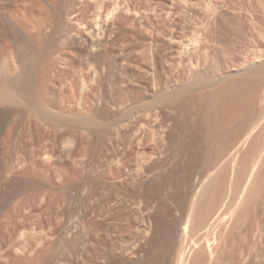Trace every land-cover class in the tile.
Here are the masks:
<instances>
[{
    "label": "rangeland",
    "instance_id": "1",
    "mask_svg": "<svg viewBox=\"0 0 264 264\" xmlns=\"http://www.w3.org/2000/svg\"><path fill=\"white\" fill-rule=\"evenodd\" d=\"M0 46L34 87L0 106V264H195L214 232L264 264V162L244 201L246 148L215 166L264 116V0H0Z\"/></svg>",
    "mask_w": 264,
    "mask_h": 264
},
{
    "label": "bare ground",
    "instance_id": "2",
    "mask_svg": "<svg viewBox=\"0 0 264 264\" xmlns=\"http://www.w3.org/2000/svg\"><path fill=\"white\" fill-rule=\"evenodd\" d=\"M3 50L2 47L0 46V51ZM25 72V66L24 64H22V62H18L16 65L13 64V65H8L6 64V62H2L0 63V106L2 105H5V104H17V103H20L23 99H25L27 93L29 92V90H31V92L33 93V89L34 87L31 86V89H30V85H29V81H25L24 78L22 79V82L25 83V85L23 84L22 86H19L17 81L19 80V77H24L23 76V73ZM20 81V80H19ZM172 85V84H171ZM209 85V84H208ZM207 86V85H206ZM212 86V85H211ZM171 87V86H169ZM210 87V86H209ZM208 87V88H209ZM35 91H36V94H34V100H35V103L34 105H36V107H34V105H32L31 107L34 108L36 110V112L40 115L41 118L47 120L48 119H53V117L55 116H51L49 115L46 111L47 109L43 107V104L44 103V99L42 98L41 94H40V91L38 88L35 87ZM215 91V90H214ZM209 92H212V91H209ZM213 93V92H212ZM211 93V94H212ZM215 93H217V91H215ZM209 94V93H208ZM36 95V96H35ZM172 96V94H171ZM207 96V95H206ZM208 96H211V95H208ZM217 96V95H216ZM202 97V96H201ZM204 98V97H202ZM217 98V97H216ZM201 99V98H200ZM205 99V98H204ZM208 99V98H207ZM170 100V99H169ZM202 101V100H201ZM200 101V102H201ZM214 102V100L211 99L210 102ZM218 101V100H217ZM219 102V101H218ZM205 103V102H204ZM209 104V103H208ZM207 104V105H208ZM216 104V101L214 103V105ZM205 105V104H204ZM212 106V103L210 104ZM209 105V106H210ZM39 106L41 108H39ZM206 106V105H205ZM28 107H30V105H28ZM207 107V106H206ZM205 107V108H206ZM217 108V107H216ZM201 109V108H200ZM213 109V107L211 108ZM207 110V109H206ZM230 110V109H229ZM5 114H9L10 113V110L8 109H5L4 110ZM201 112V111H200ZM199 112V113H200ZM203 112V111H202ZM204 112H205V109H204ZM214 112V111H213ZM216 112V111H215ZM206 113V112H205ZM204 113V114H205ZM207 115V113H206ZM212 115V114H211ZM127 117V113L124 111L123 113H121L117 119H120V120H124L126 119ZM260 117V116H259ZM257 117V118H259ZM203 118V117H202ZM264 118V116L260 117L259 119L262 121V119ZM205 119V118H204ZM210 119V118H209ZM260 120L257 121L256 119V123L253 127H251V129H249L248 131H246L245 133H243L242 135H240L238 138H236V140H234L232 143H228L229 145L227 146V144H225V146H223V149L222 151H220L221 155L219 156V158H217L219 160V163L218 165H215V166H220L219 164H224L225 162H228L231 164L232 162V172H231V178L233 176V170H234V163H235V160L237 155L240 154L239 152L242 150L243 151V148H246L241 155V160H240V165L239 167H237V171L239 172L240 170V173L244 170V173L247 171V174H245L246 176L243 178V182H241L242 186H241V189L239 190V197H237L238 201L239 199H241L242 197H244V194L245 195H248L247 193L252 189V186H253V182H255V177H257V171L259 170L260 166H262L263 162H264V142L263 144H259V139L262 137V135L264 134V125L261 126V128L259 127L260 125ZM203 121V120H202ZM264 123V122H263ZM258 127L260 128L259 130ZM257 131V133H256ZM227 133V131H226ZM239 133V132H238ZM237 133V134H238ZM256 133V134H255ZM241 134V133H240ZM219 136V135H218ZM225 136V135H224ZM231 136V135H229ZM220 138H223V137H220ZM231 138V137H230ZM210 139V138H209ZM213 139V137H212ZM225 139V138H224ZM219 140V139H218ZM227 140V139H226ZM231 140V139H230ZM233 140V138H232ZM264 140V139H263ZM216 141V140H215ZM223 142V141H222ZM226 142V141H225ZM261 142V141H260ZM224 143V142H223ZM248 144L247 147H245L246 145ZM221 144V143H220ZM249 145H252L250 146V148L248 149ZM216 147V145H215ZM221 148V147H220ZM219 148V149H220ZM215 149V148H214ZM245 153H247L245 155ZM218 154V153H217ZM250 157V158H249ZM211 158V157H210ZM216 160V159H215ZM214 160V161H215ZM231 161V162H230ZM243 161V162H242ZM222 164V166H223ZM2 165L1 163V160H0V166ZM226 165V164H225ZM264 168V167H263ZM209 170V169H208ZM213 170V169H212ZM216 170V169H214ZM213 170V172H215ZM236 171V172H237ZM260 171V170H259ZM213 172L209 173V175H207V177L200 183V186L204 185V182L206 180H208V178L210 177L211 174H213ZM217 172V171H216ZM220 172V171H219ZM217 172V173H219ZM242 174V173H241ZM257 174V175H256ZM240 176V175H239ZM238 176V177H239ZM213 178V176H212ZM240 178V180L242 179ZM210 179V178H209ZM239 179V178H238ZM213 180V179H212ZM216 180V179H215ZM255 180V181H254ZM232 181V180H231ZM212 182V181H211ZM214 182V181H213ZM236 182V181H235ZM233 182V183H235ZM258 182V181H257ZM206 183V182H205ZM217 183V182H216ZM214 182V184H216ZM256 183V182H255ZM219 184V183H218ZM231 184V183H230ZM258 184V183H257ZM211 185V184H210ZM233 185V184H232ZM231 185V186H232ZM235 185V184H234ZM237 185V184H236ZM239 185V183H238ZM219 186V185H218ZM255 186V185H254ZM210 188H212L211 186H209ZM206 188V186L204 188H206L208 190V188ZM217 187V186H216ZM202 188V187H201ZM209 188V189H210ZM214 189V188H213ZM217 189V188H216ZM255 189V188H254ZM212 190V189H211ZM252 191V190H251ZM200 192V191H198ZM208 192V191H207ZM215 192V191H213ZM255 192V191H254ZM201 193V192H200ZM204 193H206L204 191ZM211 193V192H210ZM227 193V192H226ZM253 193V192H252ZM202 194V193H201ZM251 194V192H250ZM194 195H196L194 193ZM212 195V194H211ZM214 195V194H213ZM212 195V196H213ZM216 196V194H215ZM227 196V195H226ZM225 196V197H226ZM196 197V196H195ZM198 197V196H197ZM217 198V197H216ZM219 198V197H218ZM227 198V197H226ZM194 199V198H193ZM192 199V200H193ZM196 199V198H195ZM213 199V198H212ZM211 199V201H213ZM223 199V197H222ZM225 199V198H224ZM219 200V199H218ZM227 199L225 200H222L220 201V204H218V209H221L224 204H226V201ZM243 200V198H242ZM200 201V200H199ZM208 201V200H207ZM210 201V200H209ZM226 201V202H225ZM244 201V200H243ZM193 202V201H192ZM196 202V200H195ZM215 202V201H214ZM219 202V201H218ZM230 203V201H228ZM200 203V202H199ZM204 203V202H202ZM208 203V202H207ZM206 203V204H207ZM235 203V202H234ZM238 202H236L237 204ZM193 204V203H192ZM216 204V203H215ZM228 204V203H227ZM198 205V204H197ZM196 205V206H197ZM204 205V204H203ZM211 205V204H209ZM195 206V205H194ZM199 206V205H198ZM206 206V205H205ZM214 206V205H213ZM204 207V206H203ZM209 207V206H208ZM211 208V207H210ZM205 209V208H203ZM234 210V207L231 209V211ZM241 212V211H239ZM244 212V211H243ZM209 213V212H208ZM227 213H224L223 215H215L213 216L212 218L210 217H207V218H210L211 220L206 224L205 226V230L203 231V233L201 234L202 236L203 235H206L208 233H213L212 231V226H214V229L217 227V226H221V225H224L226 224V220L229 216H231V214H229V216H226ZM209 215V214H208ZM202 216V215H201ZM207 216V215H205ZM204 218V217H203ZM187 223L186 225L182 228L181 232H180V246L182 247L181 250H183L186 246H187V233H188V228H187ZM215 232L212 234V238H209V239H206L204 238L205 240L202 241L200 240V237H198L199 239L195 242H192L191 244H189V249L191 248L192 250L193 249H197L196 251L199 252L198 254H200L199 256L197 255V260L195 261V264H220V261L218 259V256L220 254H217V253H220V252H217V247H212V243H215L216 242V237L214 236ZM200 235V236H201ZM223 236V235H222ZM211 240V242H210ZM218 241V240H217ZM222 241V240H220ZM203 242V244H202ZM220 245V244H218ZM222 246L223 245H220L219 249H222ZM225 246V245H224ZM228 247V246H227ZM224 248V247H223ZM226 249V248H225ZM217 252V253H216ZM226 252V251H225ZM202 253V254H201ZM224 254V253H222ZM202 255V256H201ZM188 256V255H187ZM195 256V254L193 255ZM193 258V257H192ZM220 258V257H219ZM185 259H186V254H184V252L182 251L179 256H178V260H177V264H182V262H185ZM191 260V259H190ZM189 262V261H188ZM192 263V262H191ZM187 264V263H186ZM223 264V263H222Z\"/></svg>",
    "mask_w": 264,
    "mask_h": 264
}]
</instances>
